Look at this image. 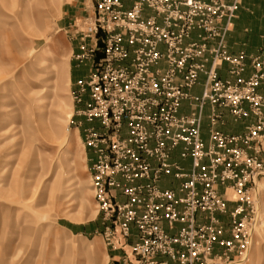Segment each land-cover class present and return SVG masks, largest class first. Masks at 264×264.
<instances>
[{
  "label": "built area",
  "instance_id": "2783aa9c",
  "mask_svg": "<svg viewBox=\"0 0 264 264\" xmlns=\"http://www.w3.org/2000/svg\"><path fill=\"white\" fill-rule=\"evenodd\" d=\"M239 3L85 0L72 22L75 58L89 65L73 92L75 114L88 122L84 144L103 236L113 249L130 248L119 264H210L244 246L250 190L264 171V55L228 48ZM221 109L251 120L240 132L223 131ZM175 150L190 166L173 158ZM168 175L176 185H161ZM229 189L238 195L233 207Z\"/></svg>",
  "mask_w": 264,
  "mask_h": 264
},
{
  "label": "rangeland",
  "instance_id": "374dc122",
  "mask_svg": "<svg viewBox=\"0 0 264 264\" xmlns=\"http://www.w3.org/2000/svg\"><path fill=\"white\" fill-rule=\"evenodd\" d=\"M73 1L0 0V264H63L64 251L66 263L118 264L113 251H123L103 236L84 149L88 122L75 114L72 22L85 11L73 16ZM250 191L244 246L210 264H264V171ZM222 219L229 228V217Z\"/></svg>",
  "mask_w": 264,
  "mask_h": 264
},
{
  "label": "crops",
  "instance_id": "0c3cea01",
  "mask_svg": "<svg viewBox=\"0 0 264 264\" xmlns=\"http://www.w3.org/2000/svg\"><path fill=\"white\" fill-rule=\"evenodd\" d=\"M83 2H85V0L73 1L72 4H74L75 6V9L73 10V16L77 15L78 12H80V14L83 13ZM242 15H245L247 17V21L240 19V16ZM191 38H195V32H193ZM226 42L231 52L236 53L239 50H244L248 54L261 53L264 55V0H242L237 10V16L231 22L230 29L227 32ZM88 66L89 65L87 61L75 63L71 66L70 74L73 78V83L75 87L77 80L79 78L84 77L88 73ZM218 72L222 77H225L227 75V64L225 62H223L219 66ZM249 72L250 69L246 68L244 74L248 75ZM201 79H203V75H201ZM200 89V85H195L192 91L199 92ZM259 90L261 92H264V81L261 83ZM182 105L184 110L188 109L187 101H183ZM208 111L209 107L206 106L205 115L203 117L202 123V135L204 138H207L208 136V118L206 115ZM221 111L223 115V121L221 123H218L216 127L226 132H240L244 129L245 125L251 120L248 117L235 119L226 109H221ZM84 149L86 154L90 153L88 147L85 146ZM173 158L179 161L181 164L185 165L186 167L190 164V158L181 159L178 156L177 150L174 151ZM176 183L177 179H175L171 175L165 176L161 181L162 186H174L176 185ZM227 194H229L228 191ZM228 198L229 207H233L236 203L235 199H232L230 197ZM220 217L224 218L227 217V215H220ZM199 218L201 219V215H199ZM131 240L132 238H130L129 241ZM125 246L127 245L119 246L118 248L122 249L123 251H120L118 253H115L111 249L113 251L112 260L117 261L118 264L120 257L123 254L127 253L131 256L130 248L126 250Z\"/></svg>",
  "mask_w": 264,
  "mask_h": 264
},
{
  "label": "bare ground",
  "instance_id": "6f19581e",
  "mask_svg": "<svg viewBox=\"0 0 264 264\" xmlns=\"http://www.w3.org/2000/svg\"><path fill=\"white\" fill-rule=\"evenodd\" d=\"M42 62H47L46 60L44 61V60H42ZM44 66H46V64H44ZM38 110H39V112H40V108H38ZM72 112V109H70V113ZM71 115V114H70ZM69 118H70V116H69ZM69 121V120H68ZM76 137L77 136V138H79L78 137V135L76 134V132H73V137ZM256 180H257V178L255 179V183H256ZM0 186H3V180H0ZM93 190V189H92ZM93 192H94V190H93ZM94 197H95V195H94ZM78 199H80V200H83V198H81L80 196H79V198ZM97 212H98V210H97ZM72 220H74V221H81L82 219L81 218H79V217H76V216H71L70 217ZM24 223L26 222V220L25 221H23ZM13 228V230L11 231V233H12V235H15L16 234V230L17 229H20L19 227H20V224L18 223V221L15 223V224H13V226H12ZM19 231V230H18ZM63 264H74V262L73 261H70L69 263H66V258H67V256H69V254H68V251H64L63 252ZM106 256H105V260H106ZM211 263H214L213 261H214V259L212 258L211 260ZM57 263H60V261H59V259L58 260H56L55 262H54V264H57ZM78 263V262H77ZM103 264H106V263H103Z\"/></svg>",
  "mask_w": 264,
  "mask_h": 264
}]
</instances>
